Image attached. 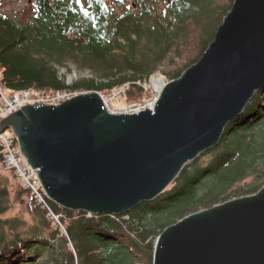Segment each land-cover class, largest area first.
Listing matches in <instances>:
<instances>
[{"label":"trees","instance_id":"16d2710c","mask_svg":"<svg viewBox=\"0 0 264 264\" xmlns=\"http://www.w3.org/2000/svg\"><path fill=\"white\" fill-rule=\"evenodd\" d=\"M234 1L34 0L29 11L0 9V84L9 94L45 97L128 86L129 103L139 102L150 97L141 84L162 67L174 81L199 62ZM71 66L92 78L69 85L61 70ZM20 187L30 198L29 220L9 216L11 192L0 176V264H154L165 229L264 187V89L215 148L188 163L156 200L124 215L96 216L50 201L62 229Z\"/></svg>","mask_w":264,"mask_h":264},{"label":"water","instance_id":"95a60500","mask_svg":"<svg viewBox=\"0 0 264 264\" xmlns=\"http://www.w3.org/2000/svg\"><path fill=\"white\" fill-rule=\"evenodd\" d=\"M263 89L264 0H235L199 62L164 87L153 110L113 113L101 94L85 93L26 106L0 130H11L53 203L121 216L215 148ZM154 264H264V187L165 229Z\"/></svg>","mask_w":264,"mask_h":264},{"label":"built area","instance_id":"2783aa9c","mask_svg":"<svg viewBox=\"0 0 264 264\" xmlns=\"http://www.w3.org/2000/svg\"><path fill=\"white\" fill-rule=\"evenodd\" d=\"M127 88L128 86L113 91L109 101L104 96L103 99L106 105L108 106L113 103L116 98L122 97L125 100ZM76 96L75 93H57L53 97H45L41 94L35 95L29 91L21 94H9L6 88L0 84V123L3 119L26 106H60ZM156 102L157 98L154 101H144L140 104L131 105L129 106V110H126L124 114H138L146 107L153 110ZM0 147L2 148L0 155H4V163H0V175L5 171H12L22 188L30 193L35 204L47 213L50 220H53L64 229L61 223L62 216L57 214L52 208L50 204L51 200L45 192L36 170L29 165L22 155L14 135L0 130Z\"/></svg>","mask_w":264,"mask_h":264},{"label":"rangeland","instance_id":"374dc122","mask_svg":"<svg viewBox=\"0 0 264 264\" xmlns=\"http://www.w3.org/2000/svg\"><path fill=\"white\" fill-rule=\"evenodd\" d=\"M136 0H125L126 4L131 6L134 4ZM30 6H34V0H0V9L4 11L7 14H12L14 11H29L31 8ZM166 8L164 3H161L160 6L158 4V12L161 14ZM71 72H68L67 70L63 69L61 70V75L66 77L67 83L71 85L74 81H77L82 78H92L91 74L89 72H79L74 66H71ZM169 67H162V70L156 74L157 76H160L164 79V85L163 88L165 87L166 84L170 83L173 81L172 75L170 74ZM168 78H166V76ZM155 77V75L153 76ZM152 77V78H153ZM152 78L148 83H143L141 86L147 91L150 95L149 98H145L139 102L136 103H129L127 99V89H126V99L124 100L122 97L114 99L113 103H109V107H107L111 112L113 113H123L127 110H129V106L134 105V104H140L143 103L144 101L150 102L154 101L156 98H158L159 92L157 89L153 86L152 84ZM112 93H108L103 95L106 97V99L109 101ZM81 95V94H80ZM7 133H10V130L6 131ZM207 160V159H203ZM4 178L8 179V187L11 192V197L13 201V208L12 211L9 213L10 217H16V216H22L26 220L30 219L29 216V203H30V198L27 195L21 194V185L18 182L17 178H15L14 174L12 171H5L2 173ZM1 176V175H0Z\"/></svg>","mask_w":264,"mask_h":264},{"label":"bare ground","instance_id":"6f19581e","mask_svg":"<svg viewBox=\"0 0 264 264\" xmlns=\"http://www.w3.org/2000/svg\"><path fill=\"white\" fill-rule=\"evenodd\" d=\"M152 84L157 89V91L159 92V95H160L162 90L164 89L163 88L164 79L162 77H160V76H155V77L152 78Z\"/></svg>","mask_w":264,"mask_h":264},{"label":"clouds","instance_id":"9594fccd","mask_svg":"<svg viewBox=\"0 0 264 264\" xmlns=\"http://www.w3.org/2000/svg\"><path fill=\"white\" fill-rule=\"evenodd\" d=\"M84 94H85V93H84ZM81 95H82V94H81ZM77 96H79V95H77ZM77 96H76V97H77ZM101 96L103 97V95H101ZM158 96H159V95H158ZM105 104H106V103H105ZM106 106H107V105H106ZM107 107H108V106H107ZM109 111H110V110H109ZM10 134H12V133H10ZM12 135H13V134H12ZM14 137H15V136H14Z\"/></svg>","mask_w":264,"mask_h":264}]
</instances>
